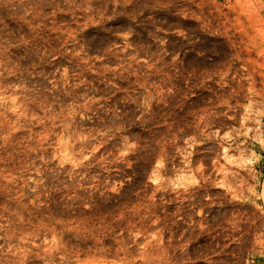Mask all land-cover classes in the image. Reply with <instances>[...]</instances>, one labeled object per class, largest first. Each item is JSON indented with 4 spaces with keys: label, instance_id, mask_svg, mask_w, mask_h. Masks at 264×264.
<instances>
[{
    "label": "rangeland",
    "instance_id": "1",
    "mask_svg": "<svg viewBox=\"0 0 264 264\" xmlns=\"http://www.w3.org/2000/svg\"><path fill=\"white\" fill-rule=\"evenodd\" d=\"M263 187L259 0H0V264H264Z\"/></svg>",
    "mask_w": 264,
    "mask_h": 264
},
{
    "label": "bare ground",
    "instance_id": "2",
    "mask_svg": "<svg viewBox=\"0 0 264 264\" xmlns=\"http://www.w3.org/2000/svg\"><path fill=\"white\" fill-rule=\"evenodd\" d=\"M248 21V20H247ZM251 21H254L253 19L251 20ZM251 21H249V22H251ZM252 23V22H251ZM249 24V23H248ZM248 31V30H247ZM246 31V32H247ZM245 32V31H244ZM251 33V32H250ZM248 34V33H247ZM246 35V34H245ZM250 34H248V36H249ZM256 35V34H255ZM247 37V36H246ZM250 37V36H249ZM241 38V37H240ZM248 38V37H247ZM243 39V38H242ZM251 39V38H250ZM252 39H254V37L252 38ZM252 39H251V41H252ZM238 40V39H237ZM259 40V39H258ZM247 41V40H246ZM254 41V40H253ZM256 43V42H255ZM233 44V41H230V43H229V45L227 46V48H225V50L223 51V52H221L222 53V55L220 56V57H222L223 59H226L227 57H228V55H229V53H228V51L230 52L231 50H230V48H232V50H233V48H234V52H233V55H236L237 53L236 52H238L236 49H235V47L232 45ZM238 46V45H237ZM222 49V48H221ZM220 51H222V50H220ZM231 54V53H230ZM218 57V56H217ZM229 57H230V55H229ZM228 57V58H229ZM215 58V57H214ZM234 58H236V57H234ZM239 58V57H238ZM219 59V58H218ZM221 59V58H220ZM222 59V60H223ZM231 59V58H230ZM221 60V61H222ZM232 60V59H231ZM220 61V60H219ZM225 61V60H224ZM209 65V64H208ZM231 65V64H230ZM223 68V67H222ZM228 70V69H227ZM254 78V77H253ZM251 79V78H250ZM253 81V80H252ZM255 86V85H254ZM250 87V86H249ZM253 91V90H252ZM255 91V90H254ZM253 91V92H254ZM256 98V97H255ZM262 198H263V201H264V187H263V190H262Z\"/></svg>",
    "mask_w": 264,
    "mask_h": 264
},
{
    "label": "clouds",
    "instance_id": "3",
    "mask_svg": "<svg viewBox=\"0 0 264 264\" xmlns=\"http://www.w3.org/2000/svg\"><path fill=\"white\" fill-rule=\"evenodd\" d=\"M128 2H129V3H131V2H132V0H128ZM236 2H237V3H239V2H240V0H236ZM259 2H260V3H262V4H264V0H259ZM92 39H93V40H95L96 38H95V37H93ZM192 183H193V184H195V183H196V181L193 179Z\"/></svg>",
    "mask_w": 264,
    "mask_h": 264
}]
</instances>
